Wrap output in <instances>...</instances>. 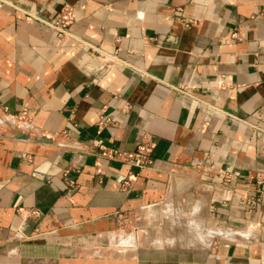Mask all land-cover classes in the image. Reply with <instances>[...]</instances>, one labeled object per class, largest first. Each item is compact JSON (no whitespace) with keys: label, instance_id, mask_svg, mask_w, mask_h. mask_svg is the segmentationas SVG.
Here are the masks:
<instances>
[{"label":"crops","instance_id":"1","mask_svg":"<svg viewBox=\"0 0 264 264\" xmlns=\"http://www.w3.org/2000/svg\"><path fill=\"white\" fill-rule=\"evenodd\" d=\"M0 264H264V0H0Z\"/></svg>","mask_w":264,"mask_h":264},{"label":"built area","instance_id":"2","mask_svg":"<svg viewBox=\"0 0 264 264\" xmlns=\"http://www.w3.org/2000/svg\"><path fill=\"white\" fill-rule=\"evenodd\" d=\"M75 14L72 10H66L60 20L55 21L52 23L53 27L56 29L59 35H65L68 33V26L74 21ZM213 113L215 111L213 110ZM26 115V112L23 114V117ZM109 121L108 118H102L100 124H104L105 122ZM154 142L152 140H144L140 142L136 149L132 151H121V150H107L106 147L100 146L102 153L106 156H109L114 159L121 160L126 162L132 166L138 167L140 169H144L148 167L151 163V156L154 149ZM226 182H231L235 179V175L229 172H221L220 173ZM258 183L262 184L263 178L258 174ZM130 179H128L125 184H129ZM250 201V200H249ZM247 200V202H249Z\"/></svg>","mask_w":264,"mask_h":264},{"label":"rangeland","instance_id":"3","mask_svg":"<svg viewBox=\"0 0 264 264\" xmlns=\"http://www.w3.org/2000/svg\"><path fill=\"white\" fill-rule=\"evenodd\" d=\"M134 222H135V215L134 214L127 215L123 219L122 226L128 227L129 225H133ZM179 224H182V225H179V226H181V228H183V226L186 227V228L189 227V226L184 224V220H181L179 222ZM190 228L192 230L190 232H188V231L187 232L186 231H177V232H175L176 238H182L183 237V239H184L185 235H189L188 237H189V239H192V241L193 240L195 241V240H198V239L199 240H204L205 233H204V231L199 230L201 227L198 224H195V226H192Z\"/></svg>","mask_w":264,"mask_h":264},{"label":"water","instance_id":"4","mask_svg":"<svg viewBox=\"0 0 264 264\" xmlns=\"http://www.w3.org/2000/svg\"><path fill=\"white\" fill-rule=\"evenodd\" d=\"M21 136H24L25 137V135L18 134V137H21ZM41 140L48 141V138L47 137H42Z\"/></svg>","mask_w":264,"mask_h":264}]
</instances>
